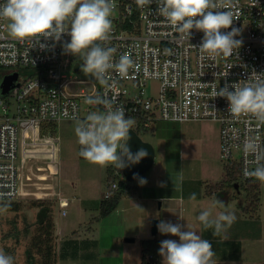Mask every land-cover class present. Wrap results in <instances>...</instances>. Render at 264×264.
I'll return each mask as SVG.
<instances>
[{
    "label": "built area",
    "instance_id": "obj_1",
    "mask_svg": "<svg viewBox=\"0 0 264 264\" xmlns=\"http://www.w3.org/2000/svg\"><path fill=\"white\" fill-rule=\"evenodd\" d=\"M217 3L218 10L232 13V27L239 30L235 39L242 41L230 57L209 58L202 54L199 45L203 33L193 29L187 38L170 27L157 12V0L143 7L137 0H115L113 29L102 46L115 49L114 61L129 54L135 67L126 77L110 70L104 84L73 80L65 74L70 60L62 45L70 41L68 35H63L60 42L42 38L40 43L47 45L42 49L27 40L12 39L7 22L0 21V69L11 71L8 75L18 74L17 86L0 96V203L21 195V171L28 158L48 159L52 162L47 168L49 175L54 178L57 174L51 166L56 164L59 148L49 124L83 120L90 112L105 111L104 105L90 101L98 96L113 99L114 88L118 93L113 107L122 106L126 117L135 119L133 129L137 133L161 121L216 123L221 161L237 163L241 182L261 184L246 173L257 166L256 156L264 155V123L251 115L233 117L228 112V101L214 98L212 93L225 85L243 83L253 72L264 74V0ZM153 82L159 84L157 96L147 88ZM82 83L90 84L92 89L69 90L70 85ZM134 90L137 92L132 94ZM249 141H255V152L247 149ZM118 176L125 182L117 169L114 177ZM118 188L119 181L111 180L104 199ZM59 205L65 209L70 202L59 199Z\"/></svg>",
    "mask_w": 264,
    "mask_h": 264
},
{
    "label": "rangeland",
    "instance_id": "obj_2",
    "mask_svg": "<svg viewBox=\"0 0 264 264\" xmlns=\"http://www.w3.org/2000/svg\"><path fill=\"white\" fill-rule=\"evenodd\" d=\"M68 58L70 63L65 67L68 77L81 82L97 83L94 77L83 74L80 69L83 61L79 56L69 54ZM9 73L11 71L0 69V85L3 77ZM158 87V82L147 85L153 96H157ZM81 89L91 90L92 86L82 83L69 87L71 92ZM136 92L134 90L132 94ZM76 122L59 121L55 136L59 148L55 164L58 169L57 189L70 202V207L60 208L58 190L52 184L54 179L47 169L52 162L44 157H30L21 171V195L13 201L18 203L19 211L0 210V249L12 255L15 264H29L26 251L31 248L34 239L43 235V230L37 224L40 203L52 208L51 217L56 223L52 244L57 264H141L143 240L157 238L161 241L171 239L179 242V237L170 234L158 232L153 235L152 222L157 220L159 224L167 214V203L159 197L175 196L178 200V195L186 196L188 188L181 177L187 176L188 179H195L193 188L197 191L198 202L190 203L184 198L183 219L179 217L178 209L174 208L168 213L171 216L169 221L185 226L188 224L203 239L208 240L215 251V261L246 264L243 255L248 250L247 242L254 238L260 226L245 213L247 197L239 184L229 190L225 197L228 198L225 208L217 209L235 215L234 222L224 232L213 236L212 229H203L196 220L200 210L215 200L204 196V181L220 180L224 167L220 159L219 126L216 123L200 121L178 124L161 121L146 132H138L142 140L150 143L155 151L153 166L140 176L147 182L143 185L139 183V179L130 182L122 175L130 187L129 193L121 199L113 213L100 218V204L108 186V167L90 164L79 156ZM49 184H52L51 187ZM259 187V214L264 222V183ZM174 203L172 199V204ZM0 209L4 208L0 205ZM184 230H187L186 227ZM126 239L133 241L127 242ZM69 240H76L74 245L79 248L78 253L76 255L71 248V255L63 258L62 248ZM33 255L36 264H41V257L36 249H33ZM72 255L76 256L73 258Z\"/></svg>",
    "mask_w": 264,
    "mask_h": 264
},
{
    "label": "clouds",
    "instance_id": "obj_3",
    "mask_svg": "<svg viewBox=\"0 0 264 264\" xmlns=\"http://www.w3.org/2000/svg\"><path fill=\"white\" fill-rule=\"evenodd\" d=\"M151 3L152 0H137L141 7ZM157 4L158 14L177 32L187 38L191 37L193 29L203 33L199 50L209 58L230 57L242 44L241 40L235 39L239 30L232 27V13L218 10L220 4L217 0H157ZM114 10L115 0H3L0 3V21L7 22L8 35L12 39L27 40L33 43V47L39 45L42 49L47 47L40 43L42 38L60 42L63 35H68L70 41L62 45L65 54L79 56L83 61L80 65L83 74L104 84L110 70L126 77L135 67L129 54H122L114 61L115 49L102 46L110 38ZM229 28L232 30L222 31ZM262 77L264 74L253 72L243 83L214 89L212 95L228 101V112L233 117L251 115L264 123ZM117 93L114 88L113 99L98 96L90 101L104 105L106 110L90 112L85 119L77 120L75 135L80 145L79 156L86 162L122 169L138 164L148 152L140 148L132 153L128 147L129 131L133 129L135 119L126 117L122 106L113 107ZM246 147L255 152V141H249ZM261 160H264V155H257V166L246 175L264 183V163H260ZM133 178L137 179L138 174H134ZM146 182L144 178H139L141 185ZM188 199L196 200V194L191 193ZM6 207L0 210H6ZM218 208H225L224 202L213 200L196 216L203 229L213 230V236H219L235 220L233 213L217 211ZM185 227L187 230H184ZM157 228L163 235L179 237V242L171 239L160 242L162 264H216L211 243L188 224L161 220ZM0 264H15V259L0 249Z\"/></svg>",
    "mask_w": 264,
    "mask_h": 264
},
{
    "label": "trees",
    "instance_id": "obj_4",
    "mask_svg": "<svg viewBox=\"0 0 264 264\" xmlns=\"http://www.w3.org/2000/svg\"><path fill=\"white\" fill-rule=\"evenodd\" d=\"M49 129L51 135L55 137L57 134V123L49 124ZM144 131L146 132L147 130ZM117 169L118 168L114 166H110L107 169L108 184L111 180L115 179L119 181V188L112 192L110 198L103 199L101 201L100 218H105L113 213L119 206L121 199L130 191V187L121 180L120 176H118L117 178L114 177L115 170ZM222 169L223 177L219 182L203 183L204 196L222 201L226 205L228 202V198L225 197L229 193V190L233 188L234 185L239 184L240 188L245 192L247 197L248 204L244 207L245 213L249 215V218L251 220H260V184L254 181L241 182L239 176V166L237 165V163L224 164V167ZM118 170L121 174L120 169ZM0 205L2 206V208H5V206H7L6 211H19L20 209L18 203L13 201L1 202ZM39 208L40 209L37 214V224L39 225L41 230H43L42 234L44 236L41 235L38 236V238L34 239L31 248L26 251L28 262L29 264H36V260L33 255V249H36L37 253L41 257V264H57V256L52 244V233L55 228V224L51 217L52 208L50 205H45L44 203H40ZM75 242L76 240H69L64 243V246L62 248L64 249L62 253L63 258L67 255H71V248H73L74 252L77 255L79 248L74 245ZM160 242L161 240L157 238H150L142 241L141 264H162V257L159 255ZM76 255H72L73 258ZM261 264H264V262H262Z\"/></svg>",
    "mask_w": 264,
    "mask_h": 264
},
{
    "label": "crops",
    "instance_id": "obj_5",
    "mask_svg": "<svg viewBox=\"0 0 264 264\" xmlns=\"http://www.w3.org/2000/svg\"><path fill=\"white\" fill-rule=\"evenodd\" d=\"M216 144H217V147H218V143H216ZM51 167H52L53 171L57 170V174H58V169H55L54 165H52ZM57 174L54 176V178H53L54 180L52 182V184L56 187V189H57V177H56ZM222 177H223V169H222L221 179H222ZM188 178H189V176L183 177V178L181 177L182 182L185 185H187V188H188L186 196H182L180 194V195H178V200H177V197H175V196L174 197H170L168 195H162L161 197H159V199H163L167 203V214L163 217L164 221H169L171 219V216L168 213L171 210H173L174 208L178 209L179 217L183 216V212H184L183 204L185 203L184 202V198L186 200H188V202H190V203L196 204L198 202V200H197V191H196V189L193 188V185L195 184L194 183L195 179L194 178L188 179ZM42 179L44 180L45 177H43ZM220 180H218V181L209 180V181H206V182L216 183V182H219ZM191 193H195L196 194V200H189L188 199ZM58 199H65L63 197L62 193L59 190H58ZM172 199H174V202H175L174 204H172ZM153 200H155V198ZM251 221H254V220H251ZM256 223L257 224L259 223L258 226H260V227H258V231L255 234L254 238L250 239L247 242L248 244L246 243L247 244L246 248H248V250L243 255V257H244L243 260H244V263H246V264H261L262 262H264V222L260 218V220H256ZM158 232H159V230H158ZM231 251H232V249H231ZM240 251H241V248H240ZM216 264H227V263L224 260H222V261H216Z\"/></svg>",
    "mask_w": 264,
    "mask_h": 264
},
{
    "label": "water",
    "instance_id": "obj_6",
    "mask_svg": "<svg viewBox=\"0 0 264 264\" xmlns=\"http://www.w3.org/2000/svg\"><path fill=\"white\" fill-rule=\"evenodd\" d=\"M18 74H10L3 77L0 85V90L2 95H6L12 89H14L17 84ZM130 140L127 142L128 147L131 149L132 153H135L140 148H145L148 152L147 157L143 158L138 164H132L128 167L120 169L122 175L127 181L134 182L140 178L141 175L146 173L154 164L155 151L153 146L142 140L138 133L134 129L129 131ZM134 174H138V178L134 179ZM158 221L153 220L152 222V234L156 235L158 233ZM127 242H132L133 239H126Z\"/></svg>",
    "mask_w": 264,
    "mask_h": 264
}]
</instances>
